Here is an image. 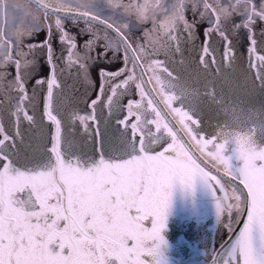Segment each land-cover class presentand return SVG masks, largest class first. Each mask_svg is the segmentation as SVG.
I'll use <instances>...</instances> for the list:
<instances>
[{
  "label": "snow or ice",
  "instance_id": "6c2138e0",
  "mask_svg": "<svg viewBox=\"0 0 264 264\" xmlns=\"http://www.w3.org/2000/svg\"><path fill=\"white\" fill-rule=\"evenodd\" d=\"M118 8L136 23L114 19ZM196 17L209 25L199 66L211 79L202 88L172 59L195 37ZM69 20L85 27L73 33ZM258 21L264 0H0V264H176L167 234L199 218L198 192L214 197L217 223L230 234L213 264H264V109L257 119L215 84L235 65L237 34L243 87L264 95ZM213 35L224 46L219 58ZM121 50L123 65L113 70ZM73 69L84 82L95 70V99H75L64 79ZM133 88L140 98L122 104ZM212 105L225 119L208 125L206 139L202 106ZM161 141L167 147L155 152Z\"/></svg>",
  "mask_w": 264,
  "mask_h": 264
},
{
  "label": "rangeland",
  "instance_id": "374dc122",
  "mask_svg": "<svg viewBox=\"0 0 264 264\" xmlns=\"http://www.w3.org/2000/svg\"><path fill=\"white\" fill-rule=\"evenodd\" d=\"M110 10V9H109ZM123 11H115L114 19L121 21V22H128L130 24H135V17L134 16H127L126 18L122 17L120 14ZM191 11H187L186 18L189 16ZM105 14L107 15H113L112 11L105 10ZM191 18L193 19L192 13ZM198 19V28L196 30L195 37L192 40H185V42L182 44L183 48V55L176 54L172 57L175 61L183 60V63H177L174 65L177 74H179L183 79H187L189 82L198 81V83H195L194 86L201 87L203 83L207 79H211V77H208L202 70V68L199 66V56H200V50L201 46L204 43L205 36L204 31L205 28H207L209 25L206 20L200 21L199 17H196ZM189 20V19H188ZM65 26L68 30H70L73 33H78L79 30L73 26V24L68 23V21L65 22ZM152 27L151 23L148 22L147 24H141L139 27H134L131 30L130 38L135 39L138 37H141L143 34V30L148 28L150 29ZM261 29H264V22L258 21L256 24V32L259 39V32ZM101 35H103V32H100ZM237 34H234L232 36L233 42L236 46V61L235 65L232 68H225L224 74L226 76V79L223 77H217L215 80L217 91H222L224 94V97L226 100H230L233 102L238 101L240 103V106L244 109H246L249 112H254L256 114L257 119H259L260 116V110L264 109V95H261L260 93H252L248 89L243 87L245 76L248 74L246 69V56L245 55V49L241 47L240 43L237 42L236 38ZM242 35V34H239ZM187 34L185 33V37ZM218 40L219 42L215 43L213 40ZM102 43V42H101ZM209 44L212 48H216V55L219 58V56L222 54L224 50V46L222 41L219 39V37L213 35L212 40L209 39ZM99 50V49H98ZM109 56H112L113 53L109 52ZM117 56V62L110 64L109 67L115 70L118 67H121L123 65L122 57H123V50H121L119 53H116ZM158 59L164 60L165 56L161 52V54L158 56ZM214 71V69H213ZM75 69L72 70V73H65L64 79L65 82L68 85H75V91L73 93L75 99L82 98V100H89L94 99L96 96V88H99L100 86V79L97 77L95 70L93 69L91 72V75L89 77V82H84L82 80H76L74 78ZM46 75V71H45ZM30 85L33 86V82L30 81ZM86 93V95H85ZM140 97L137 94L135 88H133L132 93L130 95H126L122 98L121 103L127 104L129 99H135L138 100ZM85 109H87V104L83 103ZM41 101H39V106L41 107ZM77 106V104H74L73 106ZM203 112H204V123H202L201 127H204L206 129L205 132V138H208V131H211L212 129L208 128V125H215L218 122H222L225 117L222 112H219L217 107L215 105L212 106H202ZM37 114L39 116L40 111H37ZM123 114V113H122ZM211 159V158H210ZM225 186H227V182L224 181Z\"/></svg>",
  "mask_w": 264,
  "mask_h": 264
},
{
  "label": "flooded vegetation",
  "instance_id": "af4514ba",
  "mask_svg": "<svg viewBox=\"0 0 264 264\" xmlns=\"http://www.w3.org/2000/svg\"><path fill=\"white\" fill-rule=\"evenodd\" d=\"M124 3H127L128 0H123ZM170 2V0H169ZM256 3L259 4L260 0H256ZM107 11H112L109 9H106ZM115 11H123L122 8H118ZM190 11V10H189ZM187 13V12H186ZM107 15V14H106ZM187 19L192 20L191 13L188 14ZM43 19V17H41ZM236 21H239L241 18L239 16L234 18ZM198 20V19H197ZM68 23H72V21H68ZM148 23V22H147ZM145 23V24H147ZM78 30L85 27V24L83 21L79 22L78 25H74ZM44 37V32L42 31L37 37L34 38V40H41ZM212 40V37L209 38ZM29 42L28 38H25V44ZM213 42L217 43L218 40H213ZM216 49V48H215ZM246 57V56H244ZM8 71L12 73V75L15 74L14 68H9ZM46 75H47V69H45ZM11 78V77H9ZM29 89H31L30 82L27 85ZM100 87V86H99ZM95 90L96 94L99 88H96ZM96 98V96H95ZM94 98V99H95ZM0 99H3L0 97ZM76 100H82V98H78ZM40 98L37 99L36 108L37 111L41 110V107L39 106ZM74 107L82 110V114L84 111H87L88 109H85L83 103H76ZM119 115H123L120 113ZM38 116V114H37ZM77 135L76 137V143L78 147H84L87 148V145L82 140L83 133L80 131L79 127H77ZM167 147L166 141H161L159 144L154 146L155 152H161ZM168 153H166L167 155ZM210 159V158H209ZM202 167L204 165H201ZM206 170H210L207 168ZM212 171V170H210ZM215 175L216 173L213 172ZM228 181L225 177L222 176V182ZM235 185L238 188H242L243 185L237 184L234 182ZM228 187V185L226 186ZM218 195H222V193H218ZM175 194L173 199L175 200ZM197 202L200 209V215L198 219L192 220L189 222V224H186L183 228L179 230V234L175 231H169L167 234V239L169 240L170 244L173 245L172 252L170 253V256L172 259L176 262V264H213V257L217 253H221V245L225 243V241L228 240L229 232L227 228L224 227V224H218L217 218H216V212H215V199L210 193H197ZM236 216V212H233V217ZM226 218H224V223H226ZM244 218H241V222L239 224H235V232L231 235L233 238L235 235L240 231V229L243 226ZM178 241H183V243L178 245ZM203 253V255H201Z\"/></svg>",
  "mask_w": 264,
  "mask_h": 264
},
{
  "label": "water",
  "instance_id": "95a60500",
  "mask_svg": "<svg viewBox=\"0 0 264 264\" xmlns=\"http://www.w3.org/2000/svg\"><path fill=\"white\" fill-rule=\"evenodd\" d=\"M207 168H209L210 170H212L213 172H215V170H213L212 168H211V163H209L208 164V166H207ZM226 179H230L229 177H225ZM237 184H239V182L238 181H235Z\"/></svg>",
  "mask_w": 264,
  "mask_h": 264
}]
</instances>
